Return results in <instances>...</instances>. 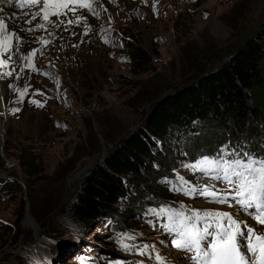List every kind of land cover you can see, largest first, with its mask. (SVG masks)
I'll use <instances>...</instances> for the list:
<instances>
[{
    "label": "rangeland",
    "instance_id": "1",
    "mask_svg": "<svg viewBox=\"0 0 264 264\" xmlns=\"http://www.w3.org/2000/svg\"><path fill=\"white\" fill-rule=\"evenodd\" d=\"M88 2L91 10L70 5L82 13L78 23L69 16L57 28L35 25L38 16L26 22L24 56H0L7 60L0 64V264H137L133 257L158 264L149 260L157 255L165 264L187 262L188 253L172 246L174 232L131 215V196L90 223L69 217L65 206L92 168L143 127L154 103L215 71L221 57L255 35L264 0ZM179 138L158 147L176 148ZM28 157L36 161L32 169ZM172 170L169 194L177 205L167 216L239 215L226 182ZM123 181L131 195L145 184ZM208 185L227 203L185 194ZM250 213L248 222L264 234Z\"/></svg>",
    "mask_w": 264,
    "mask_h": 264
},
{
    "label": "trees",
    "instance_id": "2",
    "mask_svg": "<svg viewBox=\"0 0 264 264\" xmlns=\"http://www.w3.org/2000/svg\"><path fill=\"white\" fill-rule=\"evenodd\" d=\"M176 133V148L158 147ZM222 150L227 160L237 158L233 153L245 161V153L264 159V15L255 35L229 58L221 57L215 71L154 103L143 127L82 179L65 211L78 223H90L131 196V215L150 226L159 221L182 226L184 217L167 216L177 205L169 194L175 185L172 169L190 170L187 165L203 157L218 158ZM26 160L28 168L35 167V159ZM123 177L145 184L136 185L131 195ZM117 227L116 232L121 229Z\"/></svg>",
    "mask_w": 264,
    "mask_h": 264
},
{
    "label": "snow or ice",
    "instance_id": "3",
    "mask_svg": "<svg viewBox=\"0 0 264 264\" xmlns=\"http://www.w3.org/2000/svg\"><path fill=\"white\" fill-rule=\"evenodd\" d=\"M0 3H8L20 9L36 7L39 11L32 14V19L43 13V19L49 23L53 22L52 16L67 15V12L75 14L76 7L70 5H78L81 9L91 10V3L88 0H0ZM0 12H3L2 8ZM24 15L27 16L28 13L25 12ZM79 20L80 17H77L76 21L69 20L68 23L79 22ZM26 22L31 23V20ZM39 27L43 28L44 25L40 24ZM0 33L4 34L0 40V47L6 53L9 51V39L18 40L19 37L8 31L3 17H0ZM0 64L7 66V60L0 61ZM6 74L11 75V73ZM23 95L24 93L21 92V96ZM34 103L40 106L38 102L34 101ZM225 155H227L226 151L222 150V155L218 158L203 157L187 167L211 175L213 179L226 182L230 188L227 195H232L236 203L245 210L254 209V212L250 214L258 224L264 226V159H254L245 153L247 157L245 161L238 158V154L233 153L237 158L227 160L224 158ZM213 189L212 185L202 189L190 187L185 194L199 193L211 198L212 202L227 203V195H221ZM201 221L205 224L203 228L198 226ZM244 227L246 235L241 229V222L235 220L229 213L193 211L191 216L183 218L181 228L169 227V231L176 232L179 236V239L173 242L176 248L193 253L191 256L193 264H264V234L257 233L246 223ZM210 228L215 230L209 231ZM208 237H212L211 242L204 246L202 242ZM240 237H244L245 247L250 256L242 252ZM123 247L127 249L128 245L124 244ZM156 259L159 264H165L163 257L157 255Z\"/></svg>",
    "mask_w": 264,
    "mask_h": 264
},
{
    "label": "bare ground",
    "instance_id": "4",
    "mask_svg": "<svg viewBox=\"0 0 264 264\" xmlns=\"http://www.w3.org/2000/svg\"><path fill=\"white\" fill-rule=\"evenodd\" d=\"M0 8L3 9V12H0V17H3L5 23L8 26V31L11 33H15V36L19 37L18 40H16L15 38H10L8 41L9 44V51L8 52H4L3 48L0 47V56L3 57L4 53L6 55L9 56H21L23 57L25 54V51L27 50V44L25 42V40L23 39V35L21 33L22 27L21 26H25L26 25V21L28 20H34L32 19V10H35V12L39 11L38 8L35 9H19L18 7H14L9 5L8 3H0ZM76 12L75 14L73 12H67V15H61V16H52L51 20L53 21L52 23H49L47 21L43 20V13H41V15H39L37 17L36 20V24L35 25H40L43 24L44 27L49 26L51 28V26H55L54 28H57L58 25H61L62 23H65V16H69L70 18H72L73 21L77 20V17L81 18L82 13H79L80 10H78V8H76ZM27 12L28 15L25 16L24 13ZM78 14V16H77ZM78 23V22H75ZM3 33H0V40H2L3 38ZM71 47V46H70ZM0 91H2L3 94H5V89L3 86L2 81L0 80Z\"/></svg>",
    "mask_w": 264,
    "mask_h": 264
}]
</instances>
